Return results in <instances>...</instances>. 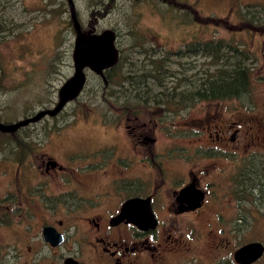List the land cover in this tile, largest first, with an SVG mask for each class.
<instances>
[{
  "label": "flooded vegetation",
  "instance_id": "af4514ba",
  "mask_svg": "<svg viewBox=\"0 0 264 264\" xmlns=\"http://www.w3.org/2000/svg\"><path fill=\"white\" fill-rule=\"evenodd\" d=\"M234 28L250 41L237 40L236 46L227 48L215 83L209 88L204 83L198 95L192 93V100L169 101L176 88L163 97L164 78L156 82L163 94L153 95L145 89L149 79L143 75L116 81L106 75L104 91H115L118 83L128 86L119 88L121 97L110 93L116 96L111 98L113 105L122 102V107L111 123L88 127L111 131V141L80 146L76 134L81 123L74 120L43 119L14 132L0 131V237L6 235L0 241H10L6 247L0 244V256L10 264H168L167 256L181 244L191 246L171 232L181 221L188 239L191 234L201 235L197 224H208L203 235L210 237L209 247L215 252L211 260L228 252L231 264H247L238 252L252 244L264 248V90L257 98L254 89L256 80L264 81V57L260 63L254 56L239 55L251 54L255 39L264 36V27ZM186 44L191 56L206 55L209 48L222 52L230 45ZM258 47L264 55V41ZM150 53L140 54L144 59L156 57ZM124 60L120 57L111 70L118 71ZM198 100L204 102L202 116L185 123L196 127L198 136L182 148L172 137L159 145L156 130L170 135L175 122L168 104L189 107ZM64 109L45 118L58 119ZM22 120L4 123L0 118L5 125ZM83 124L87 129L90 123ZM134 199L150 204L154 228L148 227L150 219L144 223L147 229H141L132 222L134 215L120 217L124 205ZM262 260L264 253L251 264Z\"/></svg>",
  "mask_w": 264,
  "mask_h": 264
},
{
  "label": "rangeland",
  "instance_id": "374dc122",
  "mask_svg": "<svg viewBox=\"0 0 264 264\" xmlns=\"http://www.w3.org/2000/svg\"><path fill=\"white\" fill-rule=\"evenodd\" d=\"M74 2L84 31L101 33L111 30L117 36L116 45L120 57L125 58V63L119 64L118 68H121L118 71L107 72V79L112 76L111 79L116 81L124 76L137 78L138 75H143L149 79V85L145 88L148 93L162 95L156 82L164 78L163 84L167 90L163 97L170 96L176 88L175 96L169 100L172 102L182 97L190 100L192 93L198 95L206 82L208 88L211 87L228 57L227 48L236 46L237 40L250 41L246 34L237 35L233 31L234 26L255 24L264 27V0H248L241 6L236 5L234 0ZM183 32H188V35L182 37L180 34ZM75 38L67 0H0V118L4 123L17 122L34 112L56 105L58 91L74 74ZM255 40L256 43L249 50L251 54L241 52L239 55L254 56L262 63L263 49L260 50L258 46L259 42L264 41V36L260 35ZM189 41L230 45L222 52L209 48L206 55L200 53L191 56L186 44ZM144 51H150V55L154 54L156 57L144 59L140 54ZM223 57L225 60H222ZM153 62H157V65ZM224 68L227 69V66ZM103 87L101 77L88 73L87 85L81 97L70 103L58 119L48 117L44 121L80 122L76 137L77 143L82 147L113 140L111 131H107L111 132L108 135L103 129H89L88 126L100 127L104 121L111 123L116 120V110L121 109L120 105L123 103L114 106L111 98L115 99L116 96H110V93H118L120 96L119 88L127 89L128 86L124 84L117 86V89L114 87L115 91L112 88L104 91ZM189 88L192 89L188 90ZM254 89L257 98L259 95L262 97L264 81L256 80ZM227 100L231 99L223 101ZM208 101L215 103L217 100ZM203 103L198 100L189 107L182 105L181 108L168 104L173 108L169 115H174L175 122L169 129L170 135H162L156 130L160 137L159 145L172 137L176 147L182 148L189 138H196V127L185 123L202 116L199 110ZM162 114L157 113L156 119L159 120ZM143 119H146L145 114ZM85 121L90 123L87 129L83 128ZM39 127L41 126L37 128ZM207 226L208 224H197L196 228L201 235L195 237L191 234L188 239L185 222L177 224L176 231L173 228L171 232L183 240V243L191 242V246H187L191 251L181 244L176 252L167 256L168 264H231L233 258L228 252L216 255L211 260L215 252L209 247L210 237L203 235ZM211 229L212 227L208 231ZM225 237L230 238L229 235ZM0 238L5 239L6 235L3 234ZM9 243V240L0 241L5 247ZM2 252L3 250L0 254ZM0 264H10V261L7 257L0 256ZM258 264H264V260Z\"/></svg>",
  "mask_w": 264,
  "mask_h": 264
},
{
  "label": "water",
  "instance_id": "95a60500",
  "mask_svg": "<svg viewBox=\"0 0 264 264\" xmlns=\"http://www.w3.org/2000/svg\"><path fill=\"white\" fill-rule=\"evenodd\" d=\"M67 1L71 12L73 27L76 32L73 50L75 70L73 76L62 86L59 92L58 102L53 108L42 109L31 117L23 119L16 124L5 125L0 122V131L14 132L24 125L41 121L47 116H56L69 102L75 100L83 93L87 85L88 73H94L106 82L107 79L105 72L111 70L118 64L120 52L116 45L117 36L115 32L107 30L97 34L95 31H84L77 17L74 0ZM185 193L186 191L183 192V194ZM137 214L143 215L136 216ZM133 215L134 220H132V222L135 226L141 229H147V226H145L144 223H147L148 219L151 221V224L148 227L154 228L157 225L150 204L146 201L134 199L124 205L120 217L129 218V216ZM263 253L264 248L262 245L252 244L238 252L237 257L243 256L247 259L246 263L251 264L257 261Z\"/></svg>",
  "mask_w": 264,
  "mask_h": 264
},
{
  "label": "trees",
  "instance_id": "16d2710c",
  "mask_svg": "<svg viewBox=\"0 0 264 264\" xmlns=\"http://www.w3.org/2000/svg\"><path fill=\"white\" fill-rule=\"evenodd\" d=\"M120 62H121V61H120ZM118 66H119V65H118ZM118 66H117V67H118ZM113 70H114V69H113ZM113 70H111V71H109V72H114V71H117V70H114V71H113ZM111 77H112V76H111ZM111 77H110V78H111ZM111 80H112V79H111ZM117 86H119V83H118V85H117Z\"/></svg>",
  "mask_w": 264,
  "mask_h": 264
}]
</instances>
